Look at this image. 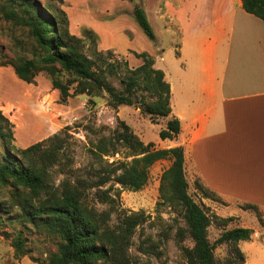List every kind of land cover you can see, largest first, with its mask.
Segmentation results:
<instances>
[{"label": "trees", "instance_id": "trees-1", "mask_svg": "<svg viewBox=\"0 0 264 264\" xmlns=\"http://www.w3.org/2000/svg\"><path fill=\"white\" fill-rule=\"evenodd\" d=\"M0 0V20L10 22L24 31L25 40L11 36L12 57L0 65H11L16 75L27 83H34L39 72L48 74L53 89L60 92V101L76 94H86L89 101L104 95L108 103L133 105L138 90L145 91L152 100L142 98V112L151 117H169L159 135L161 139H174L181 132V121L172 114L171 88L165 72L155 67V59L148 52H135L142 63L129 74L120 76L122 64L112 59V50H99L98 37L85 30V37L73 34L66 11L60 6L63 0ZM55 2V4H54ZM243 8L264 21V0H242ZM135 19L152 40L155 32L145 10L136 5ZM90 40L92 55L86 52ZM128 60L124 64L128 69ZM119 78L122 89H117L111 79ZM112 134L92 143L90 151L103 161V156H115L118 146L124 145L134 157L131 161L107 162L105 166L92 167L86 176L64 180L59 186L50 181V168L61 162L66 151L65 137L54 134L25 148L14 149V124L0 110V226L4 215L11 223H20L56 241L57 249L42 264H137L130 257V248L137 227L146 220L142 211L121 212L118 222L111 223V210L98 209L88 201V192L95 190L100 204L114 203L112 190L116 184L133 190L142 189L149 180L150 168L158 160L172 158L171 166L162 174L161 189L169 188L171 200L183 208L186 228H179L181 241L190 237L193 245L183 246L185 264H219L214 254L218 245L249 240L251 227L237 226L224 229L214 241L209 238L212 215L188 192L189 182L185 172V152L181 145L156 148L155 143H144L130 127L121 122ZM16 150V151H15ZM163 196L168 197L165 193ZM256 208V205H251ZM249 205V207H251ZM223 222L231 220L219 218ZM28 238L20 230L12 239L17 256L25 255ZM239 258L243 254L236 250Z\"/></svg>", "mask_w": 264, "mask_h": 264}, {"label": "rangeland", "instance_id": "rangeland-1", "mask_svg": "<svg viewBox=\"0 0 264 264\" xmlns=\"http://www.w3.org/2000/svg\"><path fill=\"white\" fill-rule=\"evenodd\" d=\"M55 2L59 5L58 0ZM168 2L175 0H63L60 6L69 17L71 32L85 37V30H92L98 37V49L112 50V59L122 64L119 75L125 76L129 74V69L142 63L135 52H148L154 58L158 56L156 68L168 65L176 58L177 49L174 47H179L181 30L177 21L170 17ZM136 5L145 10L155 32V40L145 34L135 19ZM165 5L167 13L162 10ZM13 35L27 40L21 28L0 20V62L6 59L5 56H13ZM86 44L87 54L92 55L88 38ZM161 53L167 55L166 62L160 61ZM125 60L129 62L128 69ZM111 81L117 89H122L119 78ZM60 98L59 90L53 89L46 72H39L34 83H27L16 75L11 65H0V110L14 124V149L28 147L54 134L65 137L67 148L61 162L50 168V181L55 186L67 179L74 180L77 175L86 176L92 167L105 166L107 162L131 161L134 156L124 145L118 146L115 156H103V161L90 151L92 143L110 136L114 129L122 125L121 122L127 124L145 144L152 141L156 148L178 146L179 135L164 140L159 135L169 117L153 118L142 112L140 100L154 99L145 91L136 92L135 104L117 107L111 106L104 95L94 97L95 104L89 101L86 94L73 95L65 103ZM29 135L31 138L25 140ZM2 153L0 141V157ZM172 162V158L156 161L142 189L133 190L116 184L111 192L115 197L112 204H100L95 199V190L88 192L91 205L100 210H111L112 224L118 222V216L123 211L144 212L146 220L137 227L130 248V257L137 264H185L182 248L193 245L190 237L181 241L177 235L179 228H186L181 204L169 199L172 196L169 188L161 189L162 174ZM188 166L189 163H186L188 192L205 206L213 218L208 229L211 241L219 237L224 229L243 226L254 231L249 240L218 245L214 254L219 264H264V210L212 192L198 173ZM163 193L168 197L165 198ZM4 194L5 191L0 192L2 201L7 199ZM0 215H3L1 209ZM228 217L232 219L227 222L219 219ZM4 218L5 223L0 226V264H42L57 249L56 241L51 237L24 228L20 223H11L6 215ZM20 230H24L28 238V252L17 256L12 239ZM236 250L242 252L243 260Z\"/></svg>", "mask_w": 264, "mask_h": 264}, {"label": "crops", "instance_id": "crops-1", "mask_svg": "<svg viewBox=\"0 0 264 264\" xmlns=\"http://www.w3.org/2000/svg\"><path fill=\"white\" fill-rule=\"evenodd\" d=\"M167 4L181 39L176 58L159 68L181 121L185 168L212 192L264 210V21L242 0Z\"/></svg>", "mask_w": 264, "mask_h": 264}]
</instances>
